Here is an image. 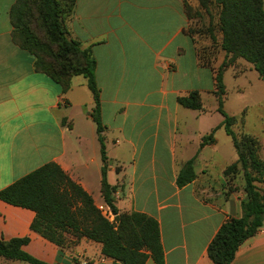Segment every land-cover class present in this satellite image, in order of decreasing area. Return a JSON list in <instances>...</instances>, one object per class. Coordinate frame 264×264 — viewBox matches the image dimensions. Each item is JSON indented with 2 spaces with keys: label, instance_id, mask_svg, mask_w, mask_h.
<instances>
[{
  "label": "crops",
  "instance_id": "0c3cea01",
  "mask_svg": "<svg viewBox=\"0 0 264 264\" xmlns=\"http://www.w3.org/2000/svg\"><path fill=\"white\" fill-rule=\"evenodd\" d=\"M15 2L0 0V191L57 164L99 206L94 193L99 189L103 200V163L88 81L74 77L64 93L36 71L34 56L13 40L10 11ZM186 2L198 5L197 0H77L67 28L97 61L108 181L116 188L119 212L145 214L159 223L166 264H213L209 245L231 217H241L246 195L224 176L239 160L233 141L218 187L211 181L212 164L223 158L221 148L216 137L211 145L201 144L224 117L218 103L211 110L204 103L215 96V74L202 63L200 49L212 41L188 33L196 22L188 19ZM219 52L215 69L226 59ZM245 68L244 73L228 69L226 88L229 71L238 79L252 72L249 65ZM192 92L200 94L208 111L179 104ZM224 109L234 115L232 107ZM194 158L197 177L179 188L177 177ZM35 216L0 199V239L28 238L24 251L49 264H113L100 244L87 239L61 250L31 230ZM146 264L155 262L149 258ZM232 264H264V227L239 249Z\"/></svg>",
  "mask_w": 264,
  "mask_h": 264
},
{
  "label": "trees",
  "instance_id": "16d2710c",
  "mask_svg": "<svg viewBox=\"0 0 264 264\" xmlns=\"http://www.w3.org/2000/svg\"><path fill=\"white\" fill-rule=\"evenodd\" d=\"M198 5L185 3V13L195 21L190 36L209 38L210 48H201L200 57L215 74L214 95L218 112L224 117L220 126L203 138L201 148L215 143L216 132L224 128L232 139L239 160L224 171V176L244 179L241 217H231L209 245L208 257L213 264H232L239 249L264 227V159L260 141L248 134L237 135L234 128L244 118L230 116L224 109L226 86L224 74L235 60L251 64L264 81V0H197ZM77 0H17L10 11L13 40L35 58V69L70 90L72 79L83 76L93 95L92 118L97 125L102 155L101 193L105 204L117 216L110 223L98 210L93 197L73 181L57 164H48L0 191V199L10 205L31 210L35 219L31 230L61 250L76 245L81 239L102 246V255L113 264H166L159 223L141 213H120L108 181L109 159L102 136L101 91L96 81L97 61L90 49L71 39L67 20L74 14ZM206 20L209 23H206ZM218 39L220 42L218 43ZM225 53L224 63L215 69L206 61L207 50ZM190 110L206 111L198 92L178 99ZM195 158L177 177L183 188L196 179ZM73 239V240H72ZM30 240L0 239V259L27 264H49L26 251Z\"/></svg>",
  "mask_w": 264,
  "mask_h": 264
},
{
  "label": "rangeland",
  "instance_id": "374dc122",
  "mask_svg": "<svg viewBox=\"0 0 264 264\" xmlns=\"http://www.w3.org/2000/svg\"><path fill=\"white\" fill-rule=\"evenodd\" d=\"M17 1V0H16ZM16 3V2H15ZM212 46H203L204 48H210ZM202 47V48H203ZM206 61L211 62V64L216 65L220 59L219 50H207L205 53ZM225 61V60H224ZM238 62H241L240 66H238ZM224 63V62H223ZM222 63V64H223ZM237 64V65H236ZM245 61L235 60L232 65L228 68H235L236 72L244 73L246 71L245 66H250L252 72H247L245 76L236 79L234 77V73L229 71L228 76L226 78L227 88H226V100L224 104V108L232 107L234 109V115L232 117L244 118V123L238 124L235 126L234 130L237 135L248 134L255 138H257L261 146L264 145V82H262L259 78L258 73L255 71L252 65L248 64ZM227 69V71H228ZM226 71V72H227ZM225 72V73H226ZM225 76V74H224ZM225 82V81H224ZM226 86V85H225ZM238 86L243 87L241 92L238 91ZM259 86V88H256ZM227 101V102H226ZM205 105L209 110L214 109L217 104V99L215 96L210 95L205 98ZM207 110V109H206ZM208 111V110H207ZM212 121L214 120V116L211 117ZM213 124V123H212ZM215 137L218 139V146L221 148V153L223 158L217 159L215 163L212 164L210 168L212 174V182L215 187H218L219 180H222V172L225 167L226 161L231 157L232 139L226 134L224 128L222 130L217 131ZM101 144V143H100ZM100 160L102 162V155L100 153ZM103 163V162H102ZM230 184L233 188L236 186L238 189L244 188V179L243 175L240 172L238 175L229 176ZM97 202L99 204L104 203L99 189L94 193ZM0 264H5L3 261H0ZM12 264V263H6Z\"/></svg>",
  "mask_w": 264,
  "mask_h": 264
},
{
  "label": "built area",
  "instance_id": "2783aa9c",
  "mask_svg": "<svg viewBox=\"0 0 264 264\" xmlns=\"http://www.w3.org/2000/svg\"><path fill=\"white\" fill-rule=\"evenodd\" d=\"M97 208L110 223L116 224L117 216L113 213V211L107 204H101L97 206Z\"/></svg>",
  "mask_w": 264,
  "mask_h": 264
}]
</instances>
